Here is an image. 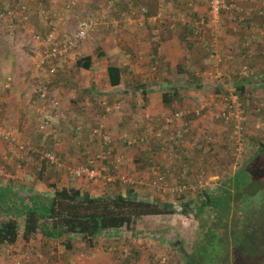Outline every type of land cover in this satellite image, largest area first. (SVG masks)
Segmentation results:
<instances>
[{
  "label": "rangeland",
  "instance_id": "obj_1",
  "mask_svg": "<svg viewBox=\"0 0 264 264\" xmlns=\"http://www.w3.org/2000/svg\"><path fill=\"white\" fill-rule=\"evenodd\" d=\"M26 1L29 3L30 15L28 13V19L25 20V12L19 9V5L20 3H26ZM75 1L76 5L67 9L66 6L70 0H0V31L3 32L4 30L1 35L11 36L8 31L9 28H16L15 33L18 35H20V32H25L26 34L24 35L28 37H25L23 42L20 41L21 46L22 43H25L24 45L28 43L30 46H35L36 51L35 53L31 52L27 57H24V52L20 49L19 53L24 60L32 59L31 56L35 57L36 52L41 51V49L42 51L46 50L43 45V38L53 27L56 28L59 39H68L75 34L78 23L81 20L94 14L95 17L101 18L102 24L91 34V37L85 40L88 43L87 49L94 53L99 46L105 48L107 52L115 48L121 50L127 41L131 42L139 48L137 52H131L130 50L121 51H123V55L125 51L124 58L127 60L132 59L129 60L131 67H135L137 62L146 58L145 51L140 47L152 40L147 36H144V39L141 40L138 37V33L160 34L166 39L173 36L164 32H169L170 34L178 33V35L181 33L182 37V34L186 30L189 31L190 28L180 22L170 21L169 19L182 13L191 14L190 11H186V8H183L184 11H182V7L184 5L187 7L190 2L202 5H207L208 2V0H181L180 2L177 0H119L112 3V0H97L94 2L89 1L87 6H84L82 0ZM226 1L233 2L237 6L236 11L239 14V18H232L231 15H227L222 19L221 32L217 43L221 56L219 59L220 63H218L220 65L208 70L209 73L213 72L214 75L220 76L218 79L220 83L213 81L207 84L203 82V86H198L195 83L190 86H185L184 84L187 87L185 96H190L188 101L190 105L182 101L181 106L175 109L177 112H182V115L176 117L177 119L170 123V125L172 123L175 125L172 130L173 135L169 138L171 141L170 149L167 150L166 146L162 149L164 156L167 158L172 156L175 159V155H179V157L182 155L179 151L181 144L178 140L183 139L191 131L188 130L190 128L189 120H198V126H194L196 129L198 127L200 129L201 126H203L202 128H207L203 125L207 119H209V123L214 121L220 126L222 128V136L219 141H216V136H213L212 133L197 132L194 134V139L198 137L197 142L194 143V148L201 151L202 157L204 155L205 159L211 160L210 163L213 162L212 165L208 162L203 163V174L202 172L200 173L203 175V189L206 191L215 190L223 180L233 176L239 165L250 159L260 148V145L264 143V0ZM141 7H146L147 13L145 15L139 11ZM132 10L135 11V14L130 19ZM159 13L163 14L165 22L159 19L147 20L144 25H139L138 18L157 16ZM201 14L203 15L204 12ZM11 19L14 20V23L9 24ZM126 30L130 31L131 35ZM157 30L162 31L158 32ZM134 36L137 39L139 38V41ZM125 37L127 40H125ZM183 42L185 41L183 40ZM199 43L200 45L203 44L204 48L209 46V49H211V42L200 41ZM27 49L29 48L27 47ZM139 51H142V53H139ZM70 53L65 58L64 63L69 64V61H74L75 54L72 57L73 53ZM210 54L211 52L206 54L203 59L209 66H212V60L214 59ZM141 55L142 58H140ZM100 59L102 60L99 61V69H102L101 62L103 58L100 57ZM50 60L52 65L56 62L53 57ZM72 62L69 65H73ZM206 63L205 69H203V64L198 66L203 73L208 69L206 68L208 67ZM244 65L249 67L247 75L241 73ZM43 66H41L39 74L44 79L42 81V83L44 82V87L49 89L47 97H49V102L54 108V124L50 128L40 131L38 129L40 118L38 120L37 116L29 113L27 114L28 118L25 116L21 120L23 123V120H25L26 124L29 123L30 126L27 130L31 131V133L28 134L26 130L16 127L4 115L0 114V122L16 130L22 140L24 142L29 141L32 147L30 150L21 152L19 146H8L3 139H0V187L10 189L14 193L12 196L16 198L22 197L26 203L30 196L36 192V186H40L39 189L45 194H50L51 191L48 188V184L56 182L58 179L57 173L59 172L56 171L57 168L51 166L52 170L49 167L45 169L46 178L44 177L42 182L38 183L37 179L33 180V176L39 179V173H41L44 166L41 163L40 154H38L41 150L52 152L60 163L64 164V160L68 161L66 175L72 184L77 183V178L71 171L83 165L87 157L96 156L100 151L105 150L109 155L107 162L99 161L96 165L98 167H106L105 173L120 177H125L126 175L130 177V181L126 182L120 178V180L113 181L96 179L101 184V192L105 191L99 196H113L117 193H122L139 200L152 199L164 205L172 203L174 204L175 212L169 215L141 218L138 223L136 236L130 231H122L119 235H110L109 237L100 235L97 242L100 251L105 252L104 254L106 255H112L111 257L116 264H185L182 256L178 254V249L184 247L185 250H189L195 243L199 221L190 215H192L191 210L194 209L202 197L195 190H191L188 194L185 193L180 197L179 195L164 193L162 190L151 186L150 182L155 178L156 174L152 169V166H154L153 159H149V165L139 159L144 156V145L152 147L157 143V139H163L157 135L161 131L155 132L156 128L153 125L143 127L138 132L140 134L139 142L141 137L146 139L143 142L141 141L139 145H128L122 142L121 135L127 133L126 135L135 136V134H130V132L125 130L115 131L114 127L111 132L112 136L110 135L111 144H104L93 137V129L95 127L103 125L104 129H109L110 126H107L106 121L110 120V117L120 119L119 117L122 115H119V117L117 115L120 113H123L124 117L131 119L132 128L136 126V124L133 125V120L139 114L127 113V109H133V106H123L122 102L124 101L121 100H116L117 102L114 101L115 103L111 102L110 98L112 94L119 95V93H128V91L132 93L133 90H138L142 86L141 77L135 73L134 69H127L130 65L124 68L125 79L127 81L131 80V83L128 84V89L125 91L110 87L108 79H103V87L96 92L98 105H95L85 98L86 88L84 84H81L83 76H87V74H81L79 79L75 76L76 80L81 83L73 81L75 83L73 90L76 95L68 97L69 89L63 88V91H57L53 80L48 82V78L59 79L62 75L58 77L57 75L62 72H58L55 76H49L46 71L47 68H42ZM69 70H72V68ZM99 75L103 76L101 73ZM189 77L192 80H197V77L194 78L191 73ZM137 79L139 80L137 81ZM38 81H35L36 85H40ZM242 84L246 85L247 89L245 90L247 92L244 91L242 93L240 90L234 92L232 90L237 85ZM168 87L172 88V86ZM60 93L63 98L60 97L59 99L58 95ZM232 96L237 99L244 116L243 130L240 132L243 147L240 160L236 157L235 141L231 138L233 124L226 121L223 116L228 103L227 99ZM26 98L30 99L31 96H26ZM38 98L39 95L36 93V96H33V100L37 101ZM66 99L67 101H65ZM73 100H75V104L72 102ZM1 101L4 100L1 99ZM73 105L76 106V110L74 113H69L71 112L69 108ZM100 113L101 117L96 120ZM89 118H93V121L89 120ZM114 122H116L115 119H113ZM149 122H152L151 116H149ZM63 125L67 127H63ZM78 126H81L82 129L78 130ZM194 139L193 141L195 142ZM198 146H202V148H198ZM21 155H24V157L21 158ZM3 156L12 158V163L6 164L7 160ZM119 156H121V159H119ZM213 156L215 158L212 161ZM136 158L137 160H135ZM22 160L24 164L20 162ZM21 165H27L26 173L31 174L29 180L25 178L23 172L21 175H23L22 178L24 177V179L7 178L5 176L8 173L18 175L17 171H23ZM163 165H166V163ZM192 166L194 169L190 170L184 165L180 166L175 161L173 165L169 166V178L166 181L174 184L184 180L182 176L184 175L183 169H187L188 173L191 172V177H193L194 173L198 172L196 171L197 168H200L201 165L200 163H194ZM185 175L189 177L187 174ZM213 175H219V177L209 178V176ZM82 180L86 182V185L93 182ZM33 182L38 184H31ZM129 190L134 191V193H130ZM62 239H47L38 236L35 240L30 241L32 249L27 251L32 253L34 257H42L46 262H57L66 258L71 261L77 260L71 264L82 262V259L92 255V252H89V243L85 238L73 236L71 238L72 248H67ZM18 251L14 249L10 253L17 255L21 252L19 249ZM22 251H26V249H22Z\"/></svg>",
  "mask_w": 264,
  "mask_h": 264
},
{
  "label": "trees",
  "instance_id": "obj_2",
  "mask_svg": "<svg viewBox=\"0 0 264 264\" xmlns=\"http://www.w3.org/2000/svg\"><path fill=\"white\" fill-rule=\"evenodd\" d=\"M12 23H14L13 19L9 24ZM95 53L98 57L106 56L107 58V79L110 84L112 86L121 84L122 64L119 54H108L101 46L96 48ZM52 57L56 61L54 66L50 64ZM52 57L47 58L45 65H42V68H47L49 76H55L64 68V61L68 55ZM91 63L92 57L87 56L78 59L76 64L89 69ZM9 88L6 87L8 90ZM6 89L4 90L7 91ZM245 89H247L246 85L242 84L232 90L234 92L240 90L243 93L247 92ZM46 91L49 92L48 87ZM135 91L137 92L136 89L132 92ZM167 93L169 92L164 94L165 103L171 102L172 98L178 95L176 90L172 96ZM203 125L209 127V119ZM104 133L109 134L106 130ZM126 134L121 135L120 138L122 142L128 144L123 140ZM139 135L137 133L135 136L129 134L127 136L139 138ZM93 137L97 141L103 139L102 135L98 134L95 136L93 134ZM139 144L141 141L133 145ZM144 146L148 147V145ZM44 151L41 150L38 154ZM143 154L144 156L139 160L145 164L149 159H153L150 152L147 155L145 152ZM89 158L87 157L84 165L91 166L88 163ZM103 162L106 163L107 160ZM153 162L152 169L156 173L155 178L163 175L167 180L170 172L169 166L163 165L158 159ZM41 163L44 166L39 173L40 180L44 179V171L47 167L61 169L58 163H52L49 160H41ZM198 163L201 165L196 170L198 172L191 177L192 173L183 169L184 180L178 183H187L195 187V191H198L202 197L191 210L192 215H190L199 221L195 243L189 250H185L184 247L178 249V254L182 256L185 264H264V143L250 159L239 165L233 176L223 180L213 191L203 189V175L200 174L204 170L203 163L199 161ZM184 166L190 170L194 169L188 163ZM126 178L130 179L128 176ZM48 188L51 191L50 194L34 192L25 203L22 197L12 196L14 193L10 189L0 187V245L5 244L9 247L22 240L26 241V246L32 249L30 241L42 236L47 239L63 238L65 246L72 248L71 238L80 236L85 238L92 247L96 244L94 240L100 235L112 231H130L136 236L141 218L169 215L175 212L172 203L164 205L152 199L139 200L122 193L113 196H92L86 190L65 187L57 181L50 182ZM129 191L134 193L132 190ZM190 191L187 190L185 193L188 194ZM184 194L179 196L182 197Z\"/></svg>",
  "mask_w": 264,
  "mask_h": 264
},
{
  "label": "crops",
  "instance_id": "obj_3",
  "mask_svg": "<svg viewBox=\"0 0 264 264\" xmlns=\"http://www.w3.org/2000/svg\"><path fill=\"white\" fill-rule=\"evenodd\" d=\"M57 1V0H54ZM94 2L97 0H82L83 5L87 6V2ZM180 2L181 0H177ZM186 8V11H190L191 14L197 15L201 14L202 12H205L207 9V5H202L200 3H195V8L193 11H191L187 5V7L184 5L182 7ZM188 15V14H187ZM190 15V14H189ZM148 18H153L157 20V16H152ZM161 20V19H159ZM189 27V26H187ZM190 28V27H189ZM4 29V28H2ZM8 31L11 33V36L8 37L1 35L0 31V101L3 99L4 101H1L0 103V114L6 117V119L15 125L16 127H21L28 134L31 133V131L27 130V128L30 126L29 123L26 124L25 120L24 123L21 121L25 116L28 118L27 114L31 113L34 114L35 106H36V100H33V96H36V93H40V88L44 87V79L41 77L42 75L39 74V70L41 69V60L45 55V51H38L35 54V57H32V59H23V56L19 53V49L24 52V57H27L28 54H31V52L35 53L36 48L35 46H30L28 43L24 45L25 43H22V46L20 44V41L23 42V39L25 37H28L25 32H20V35L16 34V28L14 29H8ZM127 31V30H126ZM162 31V30H157ZM19 32V31H17ZM129 35L130 31H127ZM172 35V38H165L161 36L160 34L152 35L150 32L147 34L138 33V37L141 38V40L144 39V36L150 37L152 40L149 41V43L143 44L140 48H143V51H145L146 58L136 63L135 67H131V62L129 60L132 59H125V51L123 55V51L121 50H130L131 52H137V49H139L137 46H134L131 42H126L124 47L119 50L117 48L110 49V51L105 52L108 54L118 53L120 56V61L122 64V81L121 84L118 86H112L108 80V83L110 87L117 88L120 91H125L128 89V84L131 83V80L127 81L124 76V68L135 70V73L142 80V86L137 90V92H128V93H119V95L112 94V97L110 98L111 102H117L116 100L124 101L122 102L123 106H133V109L129 108L127 109L128 114L137 113L138 116L135 117V120H133V125L136 124V126L131 125V119L129 117H124L123 113L117 114L120 119H116L113 117H110L111 120H105L107 126H110L109 129H105L110 135L113 131V127L115 131L119 130H125L130 132V134H136L140 132V129H142L145 126L153 125V127L156 128V131L158 132L157 135L163 138L162 140H156V144H154L152 147H146L145 148V154L150 152V154L153 156V161L156 159L160 160L163 164L166 163L167 166L173 165V163L176 161L180 166H183L184 164L188 163L191 168H193V164L199 161L202 163H210L207 159H205L204 155L202 157L201 151L199 149L194 148V143L197 142L198 137L194 139V134L197 132H207L212 133L213 136H216V141H219V138L222 136V128L218 126L214 121H211L209 123V127L202 128L203 126L196 129L194 126H198V120L192 121L189 120L190 128L188 130L189 133H187L183 139L178 140L181 144V147H179L180 153L182 155H175V159L171 157H165L162 149L164 147H167V150L170 149L171 141L169 138L171 135H173V129L175 125L172 123L170 125V119L174 117V113L177 112V108L181 106L182 101L183 103L189 104L190 96H185V92L187 91V87L195 83L198 86H203L204 83H210V82H218V79L213 78L209 75L208 70L210 68L218 67L220 64H217L215 61H213V65L209 66L208 63H206L205 59L203 57L206 54H209L211 52V49L204 48L202 45H200V41L202 42H208L210 38L208 35H205V39L196 40L193 38L192 30L191 28L185 31V33L178 35V33L170 34ZM125 36V35H123ZM137 36V35H136ZM167 36V35H166ZM135 37V36H134ZM154 37V38H153ZM184 37V38H183ZM137 39V37H135ZM139 38L137 39L139 41ZM185 42H183V40ZM125 40L127 38L125 37ZM190 40V41H189ZM87 42H83L81 45H79L78 48L71 51L73 53L72 57L75 58L74 61H69V64L72 62L73 65H69L67 63H64V68L61 69L59 72H62L61 74H58L59 79L54 78L50 79L48 78V82L52 81L55 83L54 86L57 87V91L62 90L63 88L69 89L68 97L75 96L73 87L75 85L74 82L79 81L76 80L75 76L77 78H80V75L84 73L87 74V76H83L82 83L79 81V83L84 84L86 88V95L85 98L88 99V101L93 102L95 105H98V100L96 97V92H98L103 87V79L107 78V58L106 56H102L103 61L101 62L103 68H100L99 61L100 57H98L97 53L90 52L87 49ZM197 44V45H196ZM26 47H24V46ZM103 46L105 47V44L103 43ZM202 46V47H200ZM27 47L29 49H27ZM24 48V49H23ZM18 49V50H17ZM70 53V54H71ZM139 53H142V51H139ZM69 56V54H68ZM87 56L92 57V63L91 67L89 69H86L84 67L77 66V60L80 58H85ZM142 58V55L140 56ZM141 63V66H140ZM205 63L208 65L207 71L203 73L201 70L200 65L203 64V69H205ZM67 68V69H66ZM72 68V70H69ZM65 70V71H64ZM85 71H87L85 73ZM103 74L99 75V74ZM192 74L195 77H197V80H192L189 77V74ZM73 75V76H72ZM11 77L12 78V84L8 89H6V80ZM132 78V77H131ZM39 80V81H38ZM139 79H137L138 81ZM35 81L40 82V85H36ZM74 81V82H73ZM195 81V82H194ZM185 84V86H184ZM214 84V83H211ZM168 86H172V88H169ZM105 88V87H104ZM6 89L7 91H5ZM174 90L177 91L178 95L174 96L172 98V101L169 103L164 102V94L166 92H169L170 96L173 95ZM55 91V92H57ZM109 95V94H108ZM26 96H31L30 99H27ZM61 93L58 95V98L60 99ZM49 97H47L46 102H49ZM57 98V99H58ZM82 100V99H81ZM67 101V99L65 100ZM127 101V102H126ZM73 103L75 100L72 101ZM114 102V103H115ZM78 103V102H77ZM121 103V102H119ZM75 104V103H74ZM4 106V107H3ZM52 106V104H51ZM187 106V105H186ZM184 106V107H186ZM53 107V106H52ZM76 106L73 105L69 109H71V112L74 113ZM54 110V108H53ZM179 110V109H178ZM199 110V109H198ZM69 111V110H68ZM35 115V114H34ZM36 116V115H35ZM149 116H151V123L149 122ZM101 117L100 115L96 118V120ZM38 118V117H37ZM108 119V118H106ZM113 119H115L116 122L113 123ZM39 120V118H38ZM89 120L93 121V118H89ZM121 120V121H120ZM168 123H167V122ZM188 124V123H185ZM200 124V123H199ZM63 127H67L66 125H63ZM204 129V130H203ZM163 132V133H162ZM112 136V135H111ZM163 136V137H162ZM158 138V137H157ZM195 140V142L193 141ZM198 148H202V146H198ZM68 149V148H67ZM166 150V151H167ZM205 150V149H203ZM18 151V150H17ZM218 152V151H216ZM179 153V154H180ZM5 160H7L5 163H12V158H8L7 156H3ZM142 157V156H140ZM179 158V159H178ZM214 156L212 158V161L214 160ZM3 160V158H2ZM137 160V158L135 159ZM64 164L60 163L59 166L61 169H57V183L61 184L65 187H75L78 189H84L88 193H90L92 196H99L100 194L104 193L105 191L101 192V184L98 183V181L95 180H88L87 181H93L92 183H89V185H86V182L82 180V178H77V183L72 184L70 179L66 175V167L68 164V161L64 160ZM23 162L24 161H20ZM211 165L213 164L210 163ZM22 166V165H21ZM23 167V171L20 170V172L17 171L18 175H12L10 173L5 174L7 178L14 177L15 179H24L22 178L24 173L25 178L29 180V177L31 174L26 173V167ZM212 167V166H211ZM22 169V168H21ZM51 169V168H49ZM3 174V173H2ZM45 178L46 175L44 174ZM219 177V175H213L210 177ZM33 180L37 179L38 183L42 182V180L32 177ZM40 178V177H39ZM172 178V177H171ZM84 179V178H83ZM7 180V179H6ZM31 180V179H30ZM38 183H31L37 185ZM40 187V186H39ZM39 187H35L36 192H40L42 194H45L42 190L39 189ZM121 231H112L103 234L105 237H109L110 235H119ZM115 238V237H114ZM98 238L94 240L95 246H89V252H92L91 256H87L84 259H82V262H77V264H116L113 259L112 255H106L105 252L100 251L98 248ZM26 241H17L16 244L6 247L5 244L0 245V264H71L75 263L77 260L74 261L69 260V258L60 260L57 262H49L44 261L42 257L33 256L32 253H30L27 250H31L29 246H26ZM14 249L18 251V249L21 251L19 254L12 255L10 251L12 252ZM22 249H26V251H22ZM19 252V251H18ZM94 252V253H93ZM20 262V263H19Z\"/></svg>",
  "mask_w": 264,
  "mask_h": 264
},
{
  "label": "built area",
  "instance_id": "obj_4",
  "mask_svg": "<svg viewBox=\"0 0 264 264\" xmlns=\"http://www.w3.org/2000/svg\"><path fill=\"white\" fill-rule=\"evenodd\" d=\"M117 2L119 0H112L111 2ZM28 2L26 3H20L19 9L22 12H25L24 19H28V15H30V9H28ZM76 5L75 0H70V2L67 4V9L74 7ZM188 7L191 11L194 10L195 4L193 2L188 3ZM237 6L233 2H228L226 0H208L207 2V9L204 12V14H190L187 15L185 13H182L179 16H174L170 21L180 22L182 25L189 26L192 30L193 38L196 40H201L202 38L205 39V35H208L211 42V54L210 56L214 59L213 61L220 63L219 59L220 56V50L218 49V37L221 32V23L223 17L227 15H231L232 18H239V14L237 13ZM140 12H143L145 15L147 13L146 7H141L139 9ZM131 18H133L135 11H131ZM29 13V14H28ZM28 14V15H27ZM23 19V20H24ZM156 19H161L162 22H165V18L163 17L162 13H159L157 15ZM149 20H155L153 18L148 17H140L138 18L139 25H144L145 22ZM102 24L101 18L90 16L88 18H85L81 20L78 23L77 29L75 34L68 39H59L58 34L56 32V28L53 27L47 35L43 38V45L46 47L45 55L41 60V65H43L47 58L52 56L60 55L62 57H66L71 51L79 47V44L91 37V34L97 29L98 26ZM14 29V28H13ZM249 44V43H248ZM55 68L53 69V71ZM249 72V67L247 65H244L242 67V74L247 75ZM210 76H212L215 79H219V75H214L213 72L209 73ZM12 78H8V81L6 83V87H10ZM48 96V92L46 91V87L40 88L39 98L36 101V106L34 110V114L40 118V124H39V130L44 131L48 128H50L54 124L55 120V114L53 112V107L50 104L46 103V98ZM230 98V97H229ZM227 107L226 111H224V118L226 121H229L233 124L232 127V134L231 138L235 141V151H236V157L237 159L242 157V139L240 136V132L243 130V110H241L240 105L237 103V99L232 96L230 99H227ZM232 100V101H230ZM182 115V112L175 113L174 117L171 118L169 121L173 122L176 117H179ZM82 127L79 126L78 130H80ZM104 127L103 125H100L99 127L95 128L93 131V134L102 135L103 139L101 142L104 144H108L111 142V136L107 133H104ZM0 138L5 140L10 146L14 147V145H18L20 147L21 152L25 150H30L32 147L30 146V142H24L19 134H17V131L5 126L0 122ZM146 138L141 137L140 141H144ZM123 140L127 142L128 144H134L135 142L139 141V138L137 137H129L127 135L123 136ZM24 155H21V158H23ZM120 157V158H119ZM118 158L121 159V156ZM108 155L105 150L100 151V153L96 156H91L88 160V163L91 164V166L87 165H80L77 168H74L71 172L76 178H84L88 180H95V179H103L104 181H113L117 178L122 179L123 181H130V179H127L125 177L115 176L108 173H105L104 171L107 170L105 167H98L96 164L101 161L107 160ZM40 159L41 160H49L52 163H59L56 156L49 151H44L40 153ZM121 161V160H118ZM202 182L200 181V184ZM151 185L158 190H162L164 193H170L174 195H182L187 190H195V187L185 184H170L165 180V177L163 175H160L159 177H156L154 180H152Z\"/></svg>",
  "mask_w": 264,
  "mask_h": 264
}]
</instances>
